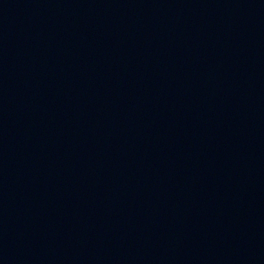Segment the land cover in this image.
Listing matches in <instances>:
<instances>
[{
	"label": "water",
	"instance_id": "1",
	"mask_svg": "<svg viewBox=\"0 0 264 264\" xmlns=\"http://www.w3.org/2000/svg\"><path fill=\"white\" fill-rule=\"evenodd\" d=\"M0 264H264V0H0Z\"/></svg>",
	"mask_w": 264,
	"mask_h": 264
}]
</instances>
